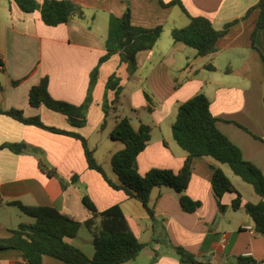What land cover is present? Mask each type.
<instances>
[{"label":"crops","instance_id":"crops-1","mask_svg":"<svg viewBox=\"0 0 264 264\" xmlns=\"http://www.w3.org/2000/svg\"><path fill=\"white\" fill-rule=\"evenodd\" d=\"M43 1L36 0L38 4ZM68 1L83 8L84 18L48 27L38 11L23 13L12 0H0V109L19 110L25 118L37 117L45 126L79 134L94 151L107 178L117 183L111 158L123 149V144L109 138L116 117H127L135 130L141 124L151 128L150 141L136 159L140 176L151 169L177 174L187 154L173 140L171 127L178 107L202 93L210 102L218 130L240 149L244 160L264 175V30L256 35L257 50L251 44L259 16V9L254 7L260 0H161L179 1L184 11L178 5L163 7L159 0ZM127 7L133 26H162L163 32L152 49L136 53L132 75L118 53L100 65L84 126L70 125L66 116L45 106L31 107L29 90L44 77L53 100L77 107L83 104L90 73L106 54L109 17H121ZM190 17H204L218 31L234 23L219 39L214 54L198 57L195 50L171 37V31L186 27ZM112 74L119 78L122 91L118 103L112 106L115 111L101 128L105 85ZM107 99L113 102V91L107 92ZM13 144H25L28 151L15 154L5 147ZM41 158L66 181L74 175L78 181L63 191L57 179L40 171ZM226 167L210 157L194 158L185 195L199 202L200 207L186 213L171 188H156L150 194L152 219L137 200L113 190L100 174L88 169L79 140L0 114V238L10 237L20 224L33 222L16 207L7 205L9 202L52 207L70 219L84 222L91 217L81 203L87 195L98 211L119 205L130 229L145 245L135 260L125 264H191L179 261L169 245L184 249L202 263L229 264L237 257L263 262L264 235L254 231L244 209L246 203L257 204L259 197L254 190L246 197L240 188L247 193L249 190L238 183L237 188V176ZM215 169L222 171L240 195L237 210L232 209L237 193H225L221 204L226 208L219 211L211 185ZM77 238L66 242L92 257L91 235L89 253L75 243ZM142 256L145 260H140ZM0 264L25 262L19 250L6 249L0 250ZM42 264L64 263L43 256Z\"/></svg>","mask_w":264,"mask_h":264},{"label":"trees","instance_id":"trees-1","mask_svg":"<svg viewBox=\"0 0 264 264\" xmlns=\"http://www.w3.org/2000/svg\"><path fill=\"white\" fill-rule=\"evenodd\" d=\"M23 13L38 11L44 25L56 27L66 24L70 19L84 18L81 6L68 0H44L38 4L36 0H12ZM163 7L178 5L183 11L179 1L164 3ZM254 8L259 9V16L251 34L252 48L256 49L255 39L259 30H264V0H260ZM251 11V10H250ZM247 12L246 16L249 15ZM189 24L184 28H174L171 37L174 42L183 43L196 51L198 57H205L217 51V43L227 34L232 23L224 26L222 30L213 28L210 21L204 17H190ZM163 32L162 26L155 28L135 27L131 24V12L127 7L121 17L110 16L108 21L107 37L104 43L106 54L101 57L97 66L90 73L86 97L82 105L72 106L64 102L53 100L47 91L48 79L44 77L38 85L30 88L28 103L33 108L45 106L46 108L67 117L70 125L83 127L85 115L92 102V92L96 84L98 68L113 54H119L120 59L127 65L129 75L136 70L135 55L139 51L150 50L154 47ZM262 59L264 56L261 54ZM207 69L214 70L212 66ZM120 80L112 74L105 85L102 103L104 120L115 111L122 91ZM15 82L14 85H17ZM114 92V100L108 102L107 92ZM264 103V98H263ZM0 114L24 124L32 125L43 130L70 136L82 144L84 157L89 170L100 174L104 181L113 189L123 191L128 198L137 200L147 214L154 219L153 211L149 206L150 194L153 189L168 187L178 196L181 208L186 213H193L200 207L199 202L192 201L185 195L191 177L192 160L194 158L210 157L216 162L226 165L232 173L244 183L250 185L259 197L257 204L246 203L245 212L254 224V231L264 235V175L262 171L251 162L243 159L240 149L234 145L217 126V120L210 112V102L202 93L195 95L177 109L172 124V137L176 144L187 154L181 170L175 174L170 170L151 169L144 176L137 172L136 159L146 148L150 141L151 128L141 124L135 130L127 117H116L115 127L109 138L123 144V149L111 158L112 171L118 182L114 183L107 178L103 168L94 157V151L88 147L87 141L79 134L70 133L56 128L45 126L39 118H25L19 110L3 111ZM15 154L28 151L25 144L5 146ZM38 167L49 178L59 181L63 191L69 184L78 181L74 175L70 181L60 177L56 170L51 168L42 158L38 160ZM211 185L216 198L219 211L223 212L225 206L221 198L225 193H237L227 177L220 169H215L211 177ZM84 208L91 217L84 222H77L60 214L56 209L47 206L27 207L19 202H9L7 205L16 207L23 215L33 220L30 224H20L11 231L8 238H0V250L15 249L22 253L25 264H42L43 256L53 257L64 264H125L135 260L145 245L140 243L132 230L119 205H114L104 211H98L87 195L81 198ZM240 195L232 201V209L240 207ZM81 227L88 230L92 238L94 254L88 257L82 250L66 242V239L76 237ZM179 261L191 264L202 263L197 258L180 247L169 245ZM248 257H237L229 264H262Z\"/></svg>","mask_w":264,"mask_h":264},{"label":"rangeland","instance_id":"rangeland-1","mask_svg":"<svg viewBox=\"0 0 264 264\" xmlns=\"http://www.w3.org/2000/svg\"><path fill=\"white\" fill-rule=\"evenodd\" d=\"M226 168H228V167H226ZM236 178V183L234 182V184L236 185V187L237 188H239V186L237 185V183L238 184H240L241 186H243V187H245L247 190H249V193H247V192H245V190H243L242 188H240V190L242 191V193L246 196V197H249L250 196V192L251 193H253V188L250 186V185H248V184H246V183H244L240 178H238V177H235ZM12 210H15V212H17V214H20L21 215V213H19L18 211H17V209H12ZM22 216V215H21ZM30 220H32V219H30ZM33 221V220H32ZM31 221V222H32ZM162 234V230H161V233H160V235ZM77 236H78V238L75 240V243L77 244V245H79L80 247H82V249H84V251L86 252V253H89L90 252V246H89V244H88V238H90V235H89V233H88V231L85 229V228H82V229H80L79 231H78V233H77ZM162 236V235H161ZM93 248V247H92ZM145 258H146V256H142L141 258H140V260H145Z\"/></svg>","mask_w":264,"mask_h":264},{"label":"built area","instance_id":"built-area-1","mask_svg":"<svg viewBox=\"0 0 264 264\" xmlns=\"http://www.w3.org/2000/svg\"><path fill=\"white\" fill-rule=\"evenodd\" d=\"M245 229H247V230H250L251 231V228L250 227H245ZM253 231V230H252Z\"/></svg>","mask_w":264,"mask_h":264}]
</instances>
